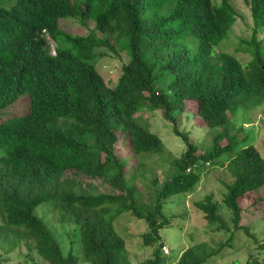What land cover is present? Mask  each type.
<instances>
[{"label": "trees", "instance_id": "1", "mask_svg": "<svg viewBox=\"0 0 264 264\" xmlns=\"http://www.w3.org/2000/svg\"><path fill=\"white\" fill-rule=\"evenodd\" d=\"M249 5L255 27L252 38H240V44L252 49L253 60L245 67L234 54L213 52L239 17L230 0H18L9 8L0 5V111L30 95L25 114L0 122V264L23 247L40 256L41 264H133L126 239L114 225L126 212L146 221V246L158 243L139 264H167L172 253L163 251L161 235L171 223L167 200L192 192L204 168L211 171L237 148L240 141L230 123L239 109L264 104L263 41L258 37L264 0H249ZM165 6L169 14L166 8L161 12ZM66 17L74 18L65 26L76 21L85 34H62ZM191 31L201 42L197 51L181 46L170 56L156 53L159 43ZM46 34L57 43L56 55L49 52ZM105 57L121 62L115 84L116 77L107 81L94 63ZM152 110L172 124L187 149L173 162L176 174L156 191L152 204H145L138 173L126 171L121 145L135 154L163 151L162 139L151 130ZM188 110L201 116L196 124L208 127L212 137L204 152L180 130ZM237 150L228 163L234 179L224 202L235 228L250 234L243 214L264 211V197L254 194L264 186V157L254 144ZM46 202L53 203L59 223L79 230L80 257L65 253L36 213ZM197 205L208 226L220 230L225 225L213 193ZM217 253L211 244L198 242L170 264H213ZM248 263L264 261L250 254Z\"/></svg>", "mask_w": 264, "mask_h": 264}, {"label": "rangeland", "instance_id": "2", "mask_svg": "<svg viewBox=\"0 0 264 264\" xmlns=\"http://www.w3.org/2000/svg\"><path fill=\"white\" fill-rule=\"evenodd\" d=\"M17 1L0 0V5L9 8ZM221 1L212 0L213 3L218 4ZM230 1L239 13V17L233 28L219 45L215 47L213 52L216 54L220 52L234 54L245 67L253 60L252 49L248 48L249 51H245V46L240 44V38L250 40L255 25L251 17L249 0ZM165 8L169 14V6L162 8L161 12ZM152 9L156 11L157 7L153 6ZM75 17L78 18V16ZM72 18L74 17L64 18L60 23L59 31L62 34L67 32H71L74 35L85 34V30L87 31V29L84 30V27L76 21H74L75 23L71 21L69 23L73 24L65 26ZM258 37L263 41L262 49L264 53V27L260 29ZM46 39L48 40L51 52L56 50V42L51 37L49 38V36H46ZM200 43L198 34L191 31L185 38H177L168 44L159 43L156 45L155 51L158 55L170 56L178 47L184 46L195 52L199 48ZM66 47H69V45H66ZM93 53L97 54L95 50H93ZM97 61L98 63H96ZM94 63L102 69L107 81L116 77L111 84L117 83L119 74H121V62L118 58L105 57L94 61ZM29 108L30 95L25 93L15 103L4 107L0 111V122L10 116L23 115ZM149 117H152L150 122L151 130L162 139L163 153L135 154L124 145H121V155L126 164V171L129 174L130 172L132 174L133 171L138 173L137 181L142 189L141 194L145 204H152L156 191L166 180L176 174L177 170L173 166V162L187 149L186 142L182 137L174 133L172 124L163 118L159 110H152ZM196 118L200 119L201 116H196L190 110L183 112L181 120L183 124L180 126V130L186 132L189 138L204 152L211 143L212 137L208 132V127H201L196 124ZM240 128L241 130H239ZM230 130L232 134H237V138L240 141L237 148L219 158L217 166H213L211 171H207L204 168L201 181L192 192L176 194L167 200L165 212L171 219V223L161 230L163 244L172 253L169 255L172 258L167 261V264L174 263L177 255L180 256L189 246L198 242H207L218 250V253L212 259L213 264H234V262L235 264H247L250 254H254L259 260L264 261V211H260L257 215L251 210L245 211L243 214V223L248 224L252 228H250V231L257 235V237H253L252 233L248 234L244 229L237 230L235 228L231 221V211L224 202L225 194L228 192L229 186L234 179L229 171L228 163L230 158L238 151L237 149L254 144L260 149L264 157V104L253 109H239L231 119ZM2 149L0 148V153ZM139 177H147V179L141 182ZM154 178H158V183L152 184L151 181ZM210 193L214 194V200L219 204V214L228 228L224 225L221 226L220 230H217V227L208 226L209 224L204 213L198 207L197 203ZM254 194L264 197V186L256 190V193L254 191ZM249 199L253 202L254 196H251ZM36 213L56 233L65 253L73 251L79 257L81 256L82 245L79 230L75 228L74 224H62L58 222V213L54 210L52 202L40 204L36 209ZM171 214H184L185 218H171ZM114 225L116 230L126 239V247L133 264H139L149 258L152 255V251L158 246V243L150 246L144 244L142 234L148 230L144 219L137 218V216L126 212L114 222ZM232 232L235 235L233 240L230 241ZM190 234H192V238ZM164 252L166 253V251ZM32 253L29 255V252L23 247V251L12 253L5 264H41L42 258ZM32 255L33 258H31ZM80 264L89 263L81 260Z\"/></svg>", "mask_w": 264, "mask_h": 264}, {"label": "clouds", "instance_id": "3", "mask_svg": "<svg viewBox=\"0 0 264 264\" xmlns=\"http://www.w3.org/2000/svg\"><path fill=\"white\" fill-rule=\"evenodd\" d=\"M46 36H49V38H50V35H48V34H46ZM53 39V38H52ZM47 40V39H46ZM54 40V39H53ZM55 41V40H54ZM56 42V41H55ZM47 45H48V40H47ZM48 48H49V52H50V54H52V55H56V50H54L53 52H51V50H50V47H49V45H48ZM56 48H57V43H56ZM211 165V162H206V167H209ZM164 249V248H163Z\"/></svg>", "mask_w": 264, "mask_h": 264}, {"label": "built area", "instance_id": "4", "mask_svg": "<svg viewBox=\"0 0 264 264\" xmlns=\"http://www.w3.org/2000/svg\"><path fill=\"white\" fill-rule=\"evenodd\" d=\"M164 251H166V253H169L170 249L167 246H164Z\"/></svg>", "mask_w": 264, "mask_h": 264}]
</instances>
